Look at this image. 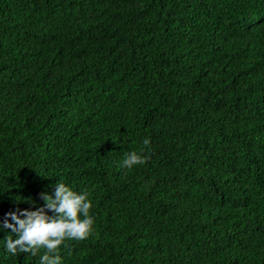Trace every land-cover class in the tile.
Returning <instances> with one entry per match:
<instances>
[{
  "label": "trees",
  "instance_id": "obj_1",
  "mask_svg": "<svg viewBox=\"0 0 264 264\" xmlns=\"http://www.w3.org/2000/svg\"><path fill=\"white\" fill-rule=\"evenodd\" d=\"M59 181L61 264H264V0H0V264Z\"/></svg>",
  "mask_w": 264,
  "mask_h": 264
},
{
  "label": "clouds",
  "instance_id": "obj_2",
  "mask_svg": "<svg viewBox=\"0 0 264 264\" xmlns=\"http://www.w3.org/2000/svg\"><path fill=\"white\" fill-rule=\"evenodd\" d=\"M150 143L149 138H144V147L139 152L125 153L119 167L131 170L146 164L149 157L144 152ZM89 196V192L78 193L59 181L54 194L41 193L45 201L43 207L7 213L2 227L10 229L16 238L9 235L5 239L6 251L13 256L18 253L36 256L44 250L40 264H61L60 247H67V241L86 240L94 231L95 219L90 215L93 205ZM46 210L54 215L49 216Z\"/></svg>",
  "mask_w": 264,
  "mask_h": 264
}]
</instances>
